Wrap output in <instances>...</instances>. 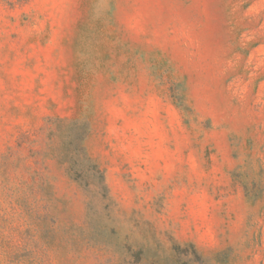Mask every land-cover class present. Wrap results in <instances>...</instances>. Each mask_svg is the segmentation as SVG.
<instances>
[{"label":"rangeland","instance_id":"rangeland-1","mask_svg":"<svg viewBox=\"0 0 264 264\" xmlns=\"http://www.w3.org/2000/svg\"><path fill=\"white\" fill-rule=\"evenodd\" d=\"M0 264H264V0H0Z\"/></svg>","mask_w":264,"mask_h":264}]
</instances>
